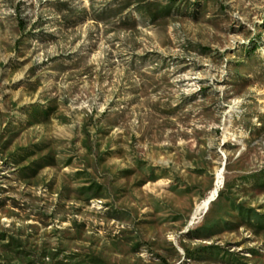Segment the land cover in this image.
<instances>
[{
	"label": "rangeland",
	"instance_id": "374dc122",
	"mask_svg": "<svg viewBox=\"0 0 264 264\" xmlns=\"http://www.w3.org/2000/svg\"><path fill=\"white\" fill-rule=\"evenodd\" d=\"M0 264H264V0H0Z\"/></svg>",
	"mask_w": 264,
	"mask_h": 264
},
{
	"label": "bare ground",
	"instance_id": "6f19581e",
	"mask_svg": "<svg viewBox=\"0 0 264 264\" xmlns=\"http://www.w3.org/2000/svg\"><path fill=\"white\" fill-rule=\"evenodd\" d=\"M221 174H222V172H219V175H218V179L220 180V176H221ZM215 194H216V191H214L213 193H212V195L206 200V202H205V206L206 205H208L209 203H211L213 200H214V196H215ZM203 207V206H202ZM205 209V208H204ZM199 211V210H198ZM202 212V211H201ZM195 216V215H194Z\"/></svg>",
	"mask_w": 264,
	"mask_h": 264
}]
</instances>
